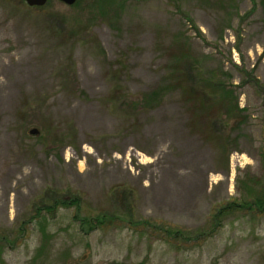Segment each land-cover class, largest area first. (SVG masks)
<instances>
[{"label":"rangeland","instance_id":"rangeland-1","mask_svg":"<svg viewBox=\"0 0 264 264\" xmlns=\"http://www.w3.org/2000/svg\"><path fill=\"white\" fill-rule=\"evenodd\" d=\"M263 3L0 0V264H264Z\"/></svg>","mask_w":264,"mask_h":264},{"label":"trees","instance_id":"trees-1","mask_svg":"<svg viewBox=\"0 0 264 264\" xmlns=\"http://www.w3.org/2000/svg\"><path fill=\"white\" fill-rule=\"evenodd\" d=\"M263 7H264V3H263ZM179 56L177 57V59H182V58H186V53L183 51H180ZM176 82L174 84V88H183L182 82H181V78H180V74L176 73ZM208 82H210V80H208ZM213 87V86H211ZM193 91H198V89L193 88ZM199 92V91H198ZM159 96V95H158ZM157 95L153 94L149 97H147L148 101L150 102H154L156 100ZM227 98V97H226ZM225 98V99H226ZM202 104H200L199 108L202 109L201 107ZM247 192L245 193L244 196H246L242 202H235L232 201L230 203H227L226 206L221 207L220 209H216L214 211V214L212 215V218L209 221L210 227H208L205 231H201V232H196L197 238L195 239L196 235L194 236V233H185L184 231L180 230V229H172L169 230L166 233L167 238L170 240L172 239H177L180 236V239L187 238L190 239L192 241H194L195 243H200L201 241L209 238L210 236H212L213 234L216 233V231L220 228V226L222 225L223 220L231 214H234L235 212H240V211H253V212H257L259 214H263L264 215V183L261 181H255L254 185H252V187L247 188L246 190ZM66 203H62V206H65ZM48 211L52 210L50 208L47 209ZM104 221L100 220L98 221V225L100 226L101 224H103ZM182 237V238H181ZM205 238V239H204ZM184 240V239H183Z\"/></svg>","mask_w":264,"mask_h":264},{"label":"water","instance_id":"water-1","mask_svg":"<svg viewBox=\"0 0 264 264\" xmlns=\"http://www.w3.org/2000/svg\"><path fill=\"white\" fill-rule=\"evenodd\" d=\"M48 0H25V2L27 3V5H29L30 7H42L44 5H46ZM61 2L65 3L66 5H73L76 3L77 0H60ZM32 134H37V130H32L31 131Z\"/></svg>","mask_w":264,"mask_h":264}]
</instances>
